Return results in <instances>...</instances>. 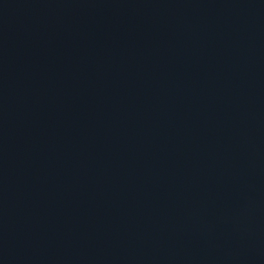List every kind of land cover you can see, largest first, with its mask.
Returning a JSON list of instances; mask_svg holds the SVG:
<instances>
[{"label":"water","instance_id":"water-1","mask_svg":"<svg viewBox=\"0 0 264 264\" xmlns=\"http://www.w3.org/2000/svg\"><path fill=\"white\" fill-rule=\"evenodd\" d=\"M0 264H264V0H0Z\"/></svg>","mask_w":264,"mask_h":264}]
</instances>
